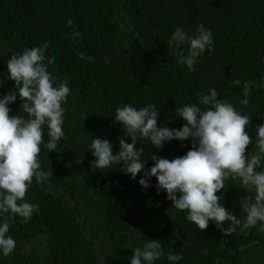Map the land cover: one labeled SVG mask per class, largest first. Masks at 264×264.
I'll return each mask as SVG.
<instances>
[{
  "label": "trees",
  "instance_id": "1",
  "mask_svg": "<svg viewBox=\"0 0 264 264\" xmlns=\"http://www.w3.org/2000/svg\"><path fill=\"white\" fill-rule=\"evenodd\" d=\"M201 24L215 47L189 72L178 63L189 45L169 48L167 41L176 28L192 36ZM44 43L46 57L55 58L48 71L71 89L63 104L67 139L50 152L44 126L39 158L41 170L52 175L33 180L26 199L39 209L27 223L18 215L10 221L7 235L17 246L8 256L0 250V264H131L133 250L149 239L163 249L153 264H264V222L225 235L210 221L201 232L165 191L158 192L156 177L144 188L143 171L133 179L123 162L95 169L90 149L95 137L111 141L114 154L120 150L125 133L115 123L117 107L154 104L158 125L179 129L186 121L176 108H203L198 94L215 88L251 117L248 151H256V126L264 124V0H0V97L18 91L8 80L11 55ZM245 82L252 85L247 106L240 103ZM22 103L19 97L11 102L10 115L27 117ZM136 147L144 148L141 161L150 170L155 155L183 156L192 140L166 141L159 150L151 141ZM257 171H264V161ZM217 195L243 223L242 200L250 193L241 181L229 177ZM168 253L182 259L169 261Z\"/></svg>",
  "mask_w": 264,
  "mask_h": 264
},
{
  "label": "clouds",
  "instance_id": "2",
  "mask_svg": "<svg viewBox=\"0 0 264 264\" xmlns=\"http://www.w3.org/2000/svg\"><path fill=\"white\" fill-rule=\"evenodd\" d=\"M72 22L69 21V24ZM80 35H83L82 33ZM169 48H177L187 43V55L180 52L178 63L186 65L189 72L195 71L198 58L206 51H214L213 34L203 24L189 36L182 28L175 29L167 41ZM49 47L25 48L22 54H12L7 62L8 80L14 82L18 91L0 97V250L4 256L10 255L17 242L7 233L10 221L19 216L27 223L39 206L27 201V193L33 180L42 183L52 173L41 170L40 153L44 145V126L48 128L46 147L50 152L57 149L58 142L65 137L63 131V104L67 102L71 89L65 80L56 83V78L48 71V65L55 58L45 55ZM89 59H92L89 57ZM239 85L240 80H235ZM3 84L0 82V87ZM251 82L244 84L242 105L249 103ZM200 107L186 104L176 108L178 117L186 123L179 129L158 125L160 109L154 104L137 110L132 105L117 107L115 123L121 124L125 135L119 138L120 150L114 154L111 141L93 137L90 149L96 159L95 169H106L123 162L126 173L133 179L143 171L139 184L151 187V177L158 181V192L167 193L173 207L186 211V219L193 222L201 232L212 221L225 234L241 231L264 222V171H257L264 161V124L256 126V151L249 153L253 138L248 132L251 117L243 114L232 103L220 98L215 88L208 94L199 93ZM23 102L22 111L27 114L12 116L8 105L17 98ZM131 138V143L127 138ZM191 138L192 148L183 156L167 159L159 155L153 157L154 166L149 169L141 161L144 148L137 149L138 142L151 141L157 149L164 142L187 141ZM239 179L250 195L242 200V212L246 219L242 223L237 216L223 206L222 195L225 181ZM225 222L229 226L224 227ZM131 264H153L161 257L163 249L159 240L149 239L143 246L133 250ZM167 259L177 262L182 255L168 253Z\"/></svg>",
  "mask_w": 264,
  "mask_h": 264
}]
</instances>
